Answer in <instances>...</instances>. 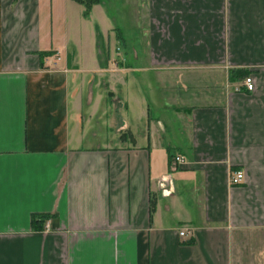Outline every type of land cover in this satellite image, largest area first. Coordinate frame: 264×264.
Listing matches in <instances>:
<instances>
[{"label": "crops", "instance_id": "obj_1", "mask_svg": "<svg viewBox=\"0 0 264 264\" xmlns=\"http://www.w3.org/2000/svg\"><path fill=\"white\" fill-rule=\"evenodd\" d=\"M148 3L0 0V264H264V0Z\"/></svg>", "mask_w": 264, "mask_h": 264}, {"label": "built area", "instance_id": "obj_2", "mask_svg": "<svg viewBox=\"0 0 264 264\" xmlns=\"http://www.w3.org/2000/svg\"><path fill=\"white\" fill-rule=\"evenodd\" d=\"M244 85L247 88L248 91L253 92L255 89V82L252 78H247L244 81ZM172 165H174L175 168H180L186 164V160L183 156L177 154L172 157ZM245 175L242 171H236L232 172L230 175V184L231 185H241L244 182ZM160 188L163 191L164 195H169L174 190V182L171 179L170 176L162 178L160 180ZM180 237H186L187 236V230L182 229L179 233Z\"/></svg>", "mask_w": 264, "mask_h": 264}, {"label": "rangeland", "instance_id": "obj_3", "mask_svg": "<svg viewBox=\"0 0 264 264\" xmlns=\"http://www.w3.org/2000/svg\"><path fill=\"white\" fill-rule=\"evenodd\" d=\"M148 2L149 0H125V6H126L125 12L127 13V17L129 19L128 21L130 23L133 22L136 15L137 17L141 18L142 22L145 20V16L146 19L148 18V5H149ZM116 12H114V15H116ZM119 22H120V18H119ZM113 49H115L116 52H120L123 50L122 46H120L119 44H117L116 47H114Z\"/></svg>", "mask_w": 264, "mask_h": 264}, {"label": "trees", "instance_id": "obj_4", "mask_svg": "<svg viewBox=\"0 0 264 264\" xmlns=\"http://www.w3.org/2000/svg\"><path fill=\"white\" fill-rule=\"evenodd\" d=\"M74 1L85 6L86 15L89 14V12L91 11V9L94 5L100 4L102 2V0H74ZM101 42H102V37H101V35H99V37H98L99 47H102ZM48 55H50V54H42L41 57L44 58L45 56H48ZM239 74L241 75L240 78H245L247 76V72H245V71H239ZM33 222H34L33 223L34 228L38 231H41L42 230V225L40 224L41 220L40 221L34 220Z\"/></svg>", "mask_w": 264, "mask_h": 264}]
</instances>
